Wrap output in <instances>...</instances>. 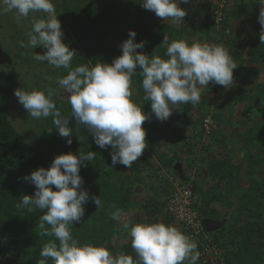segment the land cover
Instances as JSON below:
<instances>
[{"label": "clouds", "instance_id": "clouds-1", "mask_svg": "<svg viewBox=\"0 0 264 264\" xmlns=\"http://www.w3.org/2000/svg\"><path fill=\"white\" fill-rule=\"evenodd\" d=\"M190 0H142V6L157 17L179 23L184 21L186 11L179 7ZM258 23L261 25L259 39L264 43V0ZM0 11H15L18 17L28 18L30 13H43L41 18L32 17V27L26 33L27 42L19 46L35 49L43 46L45 54L32 55L36 61L47 62L54 68H63L66 75L56 78L57 88L31 91L17 89L14 95L32 119L52 118L59 135L73 143V132L79 135L81 127L87 129L100 149L111 147V167L117 164L131 168L146 147V130L143 125L150 116L143 112V105L133 98V77L137 67L151 111L157 120L169 119L177 105L200 102L201 91L210 82L229 87L233 82V70L238 66L223 44L192 41L187 38L173 40L168 44L165 55L148 56L137 52L145 42L135 43L137 33L129 32V39L121 45L122 55L111 64L96 63L94 66H71L76 53L63 42L61 22L58 20L53 0H0ZM164 42H167L165 37ZM48 79H51L50 77ZM59 90L70 94L68 101L71 113L62 115L54 97ZM75 119L77 128L70 127ZM96 152L80 151L57 156L47 169L39 168L23 177L36 187L34 196L24 195L17 207L35 209L44 214L39 217V226L45 235L53 237L40 251L42 258H54V264H197L201 253L198 243L176 226L164 222H142L134 225L124 222L122 229L131 238L135 256L119 252L113 254L106 245L81 243L74 238L72 226L81 222L85 215L84 205L91 199L98 209L103 207L101 197L91 196L82 188L80 175L86 162H92ZM55 187V191L53 187ZM127 215L116 208L110 213L117 222ZM121 228H117L119 233ZM38 264H46L40 259Z\"/></svg>", "mask_w": 264, "mask_h": 264}, {"label": "trees", "instance_id": "trees-1", "mask_svg": "<svg viewBox=\"0 0 264 264\" xmlns=\"http://www.w3.org/2000/svg\"><path fill=\"white\" fill-rule=\"evenodd\" d=\"M253 1L254 8H259L260 0ZM136 5L140 8L141 18H135ZM228 5L229 3L224 9L223 22L219 27H216L213 21L214 10L205 15L201 28L194 27L193 23L186 24L191 25L196 31H200L208 39L216 35L218 31L225 36V24L228 19L242 20L249 14L252 15V12L248 14L239 8L240 5L231 6V10ZM59 9L64 12V22L69 29V34H66L63 42L76 53L72 60L73 68L80 65L92 67L96 63L111 64L115 58L122 55L121 45L126 41L124 33L130 31L137 33L135 43L145 42L144 48L137 49V52L148 56L159 55L161 58L167 59L165 52L168 44L179 39L187 31L184 28L178 29V27L173 28L168 24L155 23L148 10L142 6V0H63ZM251 30L253 34L260 33L261 25L252 26ZM113 36L118 38V44L115 46H111L108 41ZM165 37L167 42H164ZM136 71L137 74L132 78L133 88L136 91L133 98L135 102L143 105V112L150 116V119L146 120L143 125L146 130V148L150 154L142 155L130 169L121 164L112 168L111 147L99 148L95 159L92 162H86L87 167L81 168L80 175L84 181L82 188L89 192L90 197H101L103 207L98 209V206L90 199L84 205L85 215L81 222L72 226L74 238L81 243L106 245L114 255L124 252L135 256L131 247V238L121 226L124 222L129 223L130 226L145 222L143 216L150 212L152 203H155L154 198L147 197L149 201L146 200L145 204L141 205L142 210L140 209L136 214L130 213L133 208L132 193L137 190L139 184L145 185L146 182V176L142 174V171H153L151 173L154 176H158V170L171 173L174 171L177 160L173 155L161 153L157 147V142L163 134L161 124L158 123L155 114L151 111L150 100L144 99L146 93L142 87L143 77L139 74L142 69L138 66ZM239 87L233 85L230 89V98L234 103H240L244 98V91ZM14 89L13 78L0 73V254L10 264H38L40 259H46V264H54V258H42L39 255L43 246L53 239V237L44 234L45 229L50 226L45 225V228L39 226V217L44 213H39L36 210L29 212L27 207H17L24 195L34 196L31 182L25 181L23 177L38 170L43 162V157L15 129L9 119ZM260 102L264 103V93L260 97ZM56 104L62 115L70 114L71 107L68 108L62 100ZM203 104L201 103L199 106L201 111ZM181 105H178L177 109H180ZM220 114L211 118L216 122L217 119H220ZM49 119H51V123L48 122L46 125L45 135L47 134L50 139L53 136V131L57 130L52 124V118L49 117ZM49 119L47 120L49 121ZM72 123L77 128L74 118L70 121V127ZM205 134L206 132L202 128L198 134L199 143ZM79 135H84L85 139L94 140L91 133L83 127L80 129ZM176 136L178 139H185L181 134ZM245 137L250 145L255 147V155L264 167V123L253 126L245 133ZM73 143L79 144L81 141L74 138ZM177 144L176 142L175 146H178ZM72 147L74 148V146ZM184 148L190 154L193 147L188 144L184 145ZM87 152L88 150L85 151V153ZM73 154L79 155V152L75 150ZM233 171L234 168L229 167L226 162L218 160L214 155L211 156L208 175L213 179L228 178L233 174ZM182 184L186 183L182 182ZM263 185L257 181L249 188V193L254 192V194L245 193L240 199L238 210L242 214H246L247 219L244 224L230 230L233 237L231 239L232 248L226 249L228 238L222 230L217 231L219 233L213 236L214 243L222 250L220 258L223 260V264H264ZM52 187L55 191V187ZM171 187L173 186L168 187L169 194L172 190ZM208 200L205 205L198 204L197 201L194 206L202 222L211 218V214L208 212L210 199ZM159 206L164 209L165 203L155 205L157 208ZM116 208H121L127 213L119 222L112 220L110 216V213ZM156 214L154 213V215ZM166 220L172 223L170 218ZM117 228H121L119 233ZM206 231L203 228V235L196 241L198 250L201 247L200 242L205 239ZM123 237L126 238V242L116 246L114 241ZM225 242L226 244H224ZM197 264L200 263L197 261Z\"/></svg>", "mask_w": 264, "mask_h": 264}, {"label": "rangeland", "instance_id": "rangeland-1", "mask_svg": "<svg viewBox=\"0 0 264 264\" xmlns=\"http://www.w3.org/2000/svg\"><path fill=\"white\" fill-rule=\"evenodd\" d=\"M231 1L233 2V0H230V2ZM239 1L240 0H237L234 4L239 6ZM53 2L58 20L61 22L62 31L64 33L62 40L64 41L66 34H69V29L64 22V12L59 9V5L61 6L63 0H53ZM254 7L255 4L253 0H244V3L241 4L239 8L248 14L252 12V15L250 16L249 14V16L242 19L244 22H242V20H233V18L227 21L228 25L225 29L226 33L228 32L229 34L228 36L231 38H235L236 35L240 36L237 40L233 39L235 42H232L230 46L234 49L232 57L238 66L233 70L232 84L229 87H224L210 82L207 87L202 89L200 102L197 105L193 106L191 103L182 104L180 109H173L172 115L168 120L163 122L158 120V123L161 124V131L163 134L161 135V132H159V135L162 137L157 142V147L160 150L161 145V149L163 148L165 152L168 151L170 153L174 150L175 153H179L175 161L174 171L178 172L183 168L185 171H188L191 169L190 166L192 165L194 157L198 155L197 161L200 166L199 173H201L198 177L199 181L212 183L215 179H212L208 173L205 176L202 167L203 158L201 160L199 159L201 156L206 155V160L209 159L210 161L209 156L215 155L213 153H215L217 149L216 151L221 152L219 154H222L223 157L230 155L229 157H232L231 159L239 161H237V163L239 164L238 166H241L242 170H240V175L243 172L244 177L249 178L243 179L244 182L247 181V184L243 186L244 190H249L251 185H255L257 181L260 184H264V167L260 164L259 159L255 155V147L251 146L245 137V133L253 126L264 123V103L260 102V97L264 93V43H262L259 38L253 37V32L251 30L253 25H259L258 16L261 5L259 4V8ZM139 9V6L136 5L135 18H141L142 16ZM44 15L43 13H30L29 17L25 18L18 17L15 11L6 13L0 11V73L10 75L13 78V82L15 83L14 93L17 89L23 88L28 91L33 89L46 90L48 87L57 88L56 78L66 75L65 69H57L46 62L36 61L32 58L34 53H46L47 50L43 46H38L35 49H25L19 46L21 40L25 41V43L27 42L28 37L26 33L32 27V17L41 18ZM149 15L154 17L155 13L150 10ZM192 30L196 31L195 29ZM259 35L260 33H258V37ZM127 39H129V32L124 33V40ZM108 41L111 46L118 44V38L116 36L109 38ZM227 45L224 46L226 47ZM226 48L229 50V47ZM261 51H263L262 55H260ZM72 62L71 66L73 67ZM49 77L51 79H48ZM233 85L240 86L239 88L244 91V98L240 103H234L230 98V89ZM59 93L58 96L54 97L55 103L62 100L67 107L70 108L71 105L68 101L70 94L67 92L63 93V90H59ZM135 94L136 91L134 89L133 96ZM201 103H204L202 111L199 109ZM69 112L71 113V110H69ZM216 114H220V119L216 120L217 129L211 133H206L199 143L198 134L202 130L203 120L206 117H213ZM9 119L15 129L42 155L43 162L39 168L47 169L57 156L69 152L73 153L75 150L78 152H85L86 150L96 153L99 152V147L95 144L94 140L84 139V141L79 144L72 143L68 145V138L61 137L58 131H53V136L49 139V136L47 134L45 135V128L48 122L49 124L51 123V119L48 118L49 121L47 119H32L14 94L10 105ZM71 127L73 129L76 128L73 123ZM229 132L232 133L229 134ZM177 134H181L185 139H178L176 136ZM69 138L74 142V138H78V136L76 133H73ZM176 142L178 146H175ZM186 143L193 147L190 154L184 148V145H188ZM72 146H74V148ZM232 146L234 150L231 152ZM145 152L146 149L144 153ZM180 159H183L182 168H180L182 164L178 165ZM243 164L247 166L246 171L243 168ZM204 167H206L205 163ZM178 180L182 184V182L185 183L187 178L183 180V177H181ZM222 180L223 179H218V181ZM249 185L250 187H247ZM32 187L35 194L36 187L33 184ZM262 187L264 188V185ZM138 189L139 190L132 193L131 200L133 208L130 213L133 212V214H136V211L134 212L135 206L142 205L141 203L145 201L146 197H152L155 201L154 204L152 203V208L154 209L150 210V212L144 216L146 217L145 222L160 221L158 218H155L156 215L159 216V214L161 215L162 213V210H160L161 206L158 208L155 207V205H161L159 201L160 195H158L155 190H147V187H139ZM214 189H216L215 186L208 188L205 197L209 192H213ZM256 193L258 192L256 191ZM143 194H145L144 197H142ZM201 198L204 197L201 196ZM208 199L212 202L210 196H207V201H209ZM35 210L39 213L42 212L39 209ZM154 213L157 214L154 215ZM235 217V219L229 220V226L232 225V228L244 224L247 219L246 214H242L241 212H238ZM159 219L164 223L167 222V224H172L170 221L166 220L168 219L167 215L166 219L164 217ZM229 226L225 227L227 229L225 234L228 238L226 249L228 250L232 248L231 239L233 238L231 232H229L232 228L229 229ZM125 242L126 238L123 237L114 241V244L119 246ZM224 244H226V242Z\"/></svg>", "mask_w": 264, "mask_h": 264}, {"label": "crops", "instance_id": "crops-1", "mask_svg": "<svg viewBox=\"0 0 264 264\" xmlns=\"http://www.w3.org/2000/svg\"><path fill=\"white\" fill-rule=\"evenodd\" d=\"M216 2H217V0H214V2H213V0H190L189 3H181L179 5V7L184 9L187 13L186 16L183 18L184 23L182 21L177 23L174 20H172L171 18L166 20L164 18L157 17L156 15L154 17H151V18L155 20L154 21L155 23L168 24L169 26H171L173 28L178 27V29H182V28L186 29L187 31L184 32V34L179 39L187 38L189 40V42L201 41V42H208L210 44H221L222 43L224 45H227V43H228V45L226 47H229L230 55L233 56L232 52H234V49H233V47H230V46L232 45V42H235L233 39L237 40L240 36L236 35L235 38H233V37L231 38L230 36H228L229 34H226L224 36L223 34H221L218 31V33H216V35H214L212 38L208 39L205 36H203L200 33V31L196 32V31L192 30L193 28L191 25L186 24V23H193V24H195L194 27H196V28L200 27L201 28L203 23H204V20H205V15H207L213 11ZM235 2H237V0L236 1L233 0V2L229 1L228 6H229L230 10L232 8L231 6L235 5L234 4ZM238 3H239V5H241L244 3V0H240ZM149 12H150V10H148V13ZM225 25H226L225 27H227L228 24H225ZM253 26H255V25H253ZM225 31H226V29H225ZM252 35L255 38H259L258 33L252 34ZM179 39H177V40H179ZM231 133L232 132H229V134H231ZM159 139H161V137ZM180 146H181V144H180ZM216 150H215V153H213V154H215L214 156H216V158L218 160L226 162L229 167L234 168L233 174L228 178H223L224 180H222V181H218V180L214 181L213 180L212 183H208V182L206 183V182L199 181L198 177L201 175V173H199L200 166L198 164L199 162L197 161L198 155H196V157H194V159L192 161V165L190 166L191 169H189L188 171H185L184 168L180 169L178 172L173 171L171 173H168L165 170H158L159 171V172L157 171L158 176L157 175L154 176L151 173L153 171L149 172L148 170H143L142 174L144 176H146L145 177L146 182H145V185H142V184L138 185V188L139 187H144V188L147 187V190H150V189L155 190L157 192V194L160 195L159 201L163 205V203H165L166 196L169 195L168 187L170 188V186H172V179H176V178L179 179V178L183 177V180H184L185 178H187V180H185V183L192 185V187L194 189V193L198 199V204L205 205L207 203V196L211 197L212 202H210L209 207H208V212H209V214H211V218L206 220V221L203 220V222H202L203 228L207 230L206 231L207 233H205V235H209L208 237H211V238H213L214 235L218 234L219 232H217V231H219V230H222V232H225L227 230L225 227L229 226V220L236 218L235 216L239 212L238 207L240 205L241 197L245 193L249 194V195H253V193H251V194L249 193L250 189L249 190L243 189V186H245L247 184V181L244 182L243 179H249V178L244 177L243 172L240 175L241 166H238L239 165L237 163L238 160L231 159L232 157L230 158L229 157L230 155L223 157L222 154H219L221 152H218ZM233 150H234V148L232 146L231 152ZM160 152L166 153L169 155L172 154L173 157L176 159L178 158L177 155H179V153H175L174 150L171 151L170 153L168 151L165 152L163 150V148L161 149V145H160ZM149 154H150V151L146 148V152L143 154V156L149 155ZM240 154H242V153H240ZM240 154H239V156H240ZM202 158H203V161H202L203 166L202 167H203V170H204L205 176H206V174L208 173V165H209L210 161H209V159L206 160V158H207L206 155L201 156L199 160H201ZM204 158H205V161H204ZM209 158H211V157L209 156ZM154 162H157V161H154ZM204 163H205L206 167H204ZM180 164H182V165H180ZM178 165H180V168L183 167V159H180V163ZM174 167H175V165H174ZM243 168L245 169V171L247 170V166H245L244 164H243ZM220 175H222V174L220 173ZM194 177H195V179H194ZM166 179H167V181H166ZM213 186H215L216 189H214L213 192H209L205 197V193H207L208 188H212ZM251 186H253V185H251ZM247 187H250V185ZM138 188H137V190H139ZM171 189H172V187H171ZM144 196H145V194H143L142 197H144ZM201 196L204 198H201ZM149 198L146 197L145 201L146 200L149 201ZM145 201H143V203H141V204L144 205ZM135 207L136 208H135L134 212L136 211V213L139 212L140 209L142 210L141 205H138ZM161 208H162V206H161ZM153 209L154 208H152L150 210H153ZM161 210H162L161 215L159 214V216L158 215L155 216V218H158V220H160V222H162V221L159 218L164 217L166 219V214L164 212V209L162 208ZM145 218L146 217H144V219ZM221 226H222V228H221ZM231 228H232V225L229 226V229H231Z\"/></svg>", "mask_w": 264, "mask_h": 264}, {"label": "built area", "instance_id": "built-area-1", "mask_svg": "<svg viewBox=\"0 0 264 264\" xmlns=\"http://www.w3.org/2000/svg\"><path fill=\"white\" fill-rule=\"evenodd\" d=\"M228 0H217L213 9V21L216 27L223 22L224 9ZM228 34V32L226 33ZM202 128L206 133H211L217 129L216 122L211 117H206L202 122ZM171 193L165 199L164 212L171 219L174 226L198 241L203 235V224L194 206L198 201L191 184H181L178 179H172ZM204 241L200 242L198 250L201 256L198 260L200 264H223L220 255L222 250L214 243L213 238L206 235Z\"/></svg>", "mask_w": 264, "mask_h": 264}, {"label": "water", "instance_id": "water-1", "mask_svg": "<svg viewBox=\"0 0 264 264\" xmlns=\"http://www.w3.org/2000/svg\"><path fill=\"white\" fill-rule=\"evenodd\" d=\"M0 264H10L7 259H5L1 254H0Z\"/></svg>", "mask_w": 264, "mask_h": 264}, {"label": "bare ground", "instance_id": "bare-ground-1", "mask_svg": "<svg viewBox=\"0 0 264 264\" xmlns=\"http://www.w3.org/2000/svg\"><path fill=\"white\" fill-rule=\"evenodd\" d=\"M194 181V180H193Z\"/></svg>", "mask_w": 264, "mask_h": 264}]
</instances>
